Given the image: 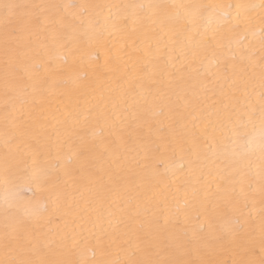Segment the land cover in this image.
Segmentation results:
<instances>
[{
    "label": "snow or ice",
    "instance_id": "snow-or-ice-1",
    "mask_svg": "<svg viewBox=\"0 0 264 264\" xmlns=\"http://www.w3.org/2000/svg\"><path fill=\"white\" fill-rule=\"evenodd\" d=\"M0 264H264V0H0Z\"/></svg>",
    "mask_w": 264,
    "mask_h": 264
},
{
    "label": "bare ground",
    "instance_id": "bare-ground-1",
    "mask_svg": "<svg viewBox=\"0 0 264 264\" xmlns=\"http://www.w3.org/2000/svg\"><path fill=\"white\" fill-rule=\"evenodd\" d=\"M201 2L233 4V3L258 2V0H201Z\"/></svg>",
    "mask_w": 264,
    "mask_h": 264
}]
</instances>
